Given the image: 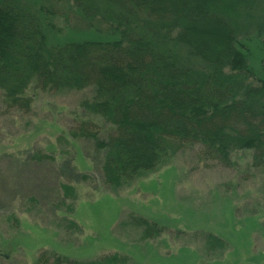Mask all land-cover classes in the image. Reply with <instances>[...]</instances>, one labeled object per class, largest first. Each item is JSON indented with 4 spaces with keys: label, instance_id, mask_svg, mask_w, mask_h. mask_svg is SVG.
Masks as SVG:
<instances>
[{
    "label": "trees",
    "instance_id": "trees-1",
    "mask_svg": "<svg viewBox=\"0 0 264 264\" xmlns=\"http://www.w3.org/2000/svg\"><path fill=\"white\" fill-rule=\"evenodd\" d=\"M60 12L78 13V33L89 38L55 44L49 20ZM253 34L264 36V0H44L39 8L0 0V91L9 108L28 112L31 90L92 87L85 108L109 126L86 121L74 134L104 154L110 187L196 145L229 166L233 152L252 151V166L264 171V78L243 42ZM137 224L145 238L161 232L147 220ZM205 242L225 246L213 234ZM53 264L81 263L57 257Z\"/></svg>",
    "mask_w": 264,
    "mask_h": 264
},
{
    "label": "rangeland",
    "instance_id": "rangeland-1",
    "mask_svg": "<svg viewBox=\"0 0 264 264\" xmlns=\"http://www.w3.org/2000/svg\"><path fill=\"white\" fill-rule=\"evenodd\" d=\"M61 13L49 20L55 44L89 38L78 33V13ZM243 42L264 78V36ZM1 93L0 264H39L41 256L42 264L57 257L88 264L111 255L125 264H264V171L252 166V151L233 152L229 166L204 157L199 145L184 148L153 172L110 187L104 154L74 134L86 121L109 126L85 108L92 87L31 90L28 112L9 108ZM139 219L160 234L145 238ZM210 234L224 248L211 249Z\"/></svg>",
    "mask_w": 264,
    "mask_h": 264
}]
</instances>
